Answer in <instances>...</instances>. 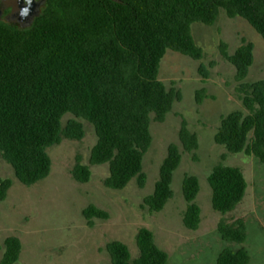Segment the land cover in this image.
I'll return each instance as SVG.
<instances>
[{"label":"trees","instance_id":"16d2710c","mask_svg":"<svg viewBox=\"0 0 264 264\" xmlns=\"http://www.w3.org/2000/svg\"><path fill=\"white\" fill-rule=\"evenodd\" d=\"M221 11L228 18L245 19L264 40V0H45L30 27L18 28L0 19V156L17 180L30 187L46 179L52 168L48 151L64 139L82 140L83 119L94 126L97 141L89 165L76 156L73 179L88 183L91 166L106 164V188L123 190L133 180L144 188L152 121L164 122L182 99L179 89H168L160 80L161 61L168 50L202 60L204 52L192 35V25L213 26ZM224 55L235 66L242 109L221 117L214 140L228 153L264 163V80H247L254 45L243 40L233 54ZM204 92L197 91L198 104ZM68 114L73 118L64 123ZM178 138L180 145L168 146L154 190L141 205L150 213L162 211L174 196V175L183 157L180 146L194 157L198 150V136L184 119ZM208 183L212 207L222 215L233 212L248 189L243 171L223 162L213 167ZM12 185L9 178L0 180V201ZM199 192L198 177L186 175L182 220L193 231L201 223ZM82 214L89 225L109 217L92 204ZM217 228L226 242L246 241L242 219L233 223L222 219ZM136 244L139 255L132 258L126 244L108 243L111 264H167L168 253L156 245L149 229L138 230ZM3 250L0 264H16L22 243L9 236ZM249 262L248 251L240 247L224 249L216 264Z\"/></svg>","mask_w":264,"mask_h":264},{"label":"rangeland","instance_id":"374dc122","mask_svg":"<svg viewBox=\"0 0 264 264\" xmlns=\"http://www.w3.org/2000/svg\"><path fill=\"white\" fill-rule=\"evenodd\" d=\"M2 20L24 28L15 21ZM192 35L203 49L202 60L168 50L161 61L160 80L168 89H179L182 99L174 104L164 122L152 121V145L143 163L147 175L144 188L135 180L123 190L106 188L103 183L109 175L106 164L91 166L88 183L80 184L73 179L71 171L76 156L80 155L83 163L89 165L91 149L97 141L94 126L83 119L79 120L84 124V138L64 139L51 148L48 151L51 172L35 185L21 184L11 165L0 156V180L13 181L6 199L0 201V260L4 240L16 236L22 243L16 264H111L107 244L120 241L128 246L132 258H136L137 232L147 228L153 233L156 245L168 253L167 264H216L224 249L240 247L248 251V264H264V163L253 156L228 153L214 140L221 117L242 109L236 69L224 53L233 54L243 40L251 42L254 63L247 80H264V40L245 19L228 18L224 11L213 26L194 23ZM202 67L207 76L202 74ZM200 89L205 90V96L198 104L196 96ZM71 118L73 115L68 114L63 122ZM183 119L198 136V150L194 157L180 146L183 157L174 175V196L162 211L150 213L141 205L154 190L168 146L180 145L178 133ZM220 162L240 168L248 183L243 201L226 215L213 209L208 183L209 174ZM186 175L197 176L200 182L196 203L201 210V223L195 231L187 229L182 220L186 210L182 182ZM91 204L108 212V219H96L89 225L82 211ZM222 219L228 223L238 219L245 222L244 244L221 238L217 227Z\"/></svg>","mask_w":264,"mask_h":264},{"label":"flooded vegetation","instance_id":"af4514ba","mask_svg":"<svg viewBox=\"0 0 264 264\" xmlns=\"http://www.w3.org/2000/svg\"><path fill=\"white\" fill-rule=\"evenodd\" d=\"M22 4H23V0H1L0 2V8L2 9L1 19H7V20L9 19L17 23H20L21 25L26 27V24L28 22L24 23L19 21L20 16L18 15V13Z\"/></svg>","mask_w":264,"mask_h":264},{"label":"water","instance_id":"95a60500","mask_svg":"<svg viewBox=\"0 0 264 264\" xmlns=\"http://www.w3.org/2000/svg\"><path fill=\"white\" fill-rule=\"evenodd\" d=\"M0 2H1V0H0ZM44 4H45V0H32L31 5L28 6L25 4V2L23 0V4H22L21 8L28 7L29 11H28L27 17H25L24 19H21L19 17V21L24 22V23L28 22L26 24V27H30L31 24L34 22L35 18L40 15L41 7ZM1 15H2V9L0 8V19H1Z\"/></svg>","mask_w":264,"mask_h":264},{"label":"clouds","instance_id":"9594fccd","mask_svg":"<svg viewBox=\"0 0 264 264\" xmlns=\"http://www.w3.org/2000/svg\"><path fill=\"white\" fill-rule=\"evenodd\" d=\"M24 2L26 5L30 6L32 3V0H24ZM28 11H29L28 7L21 8L19 10L18 15L20 16L21 19H24L25 17H27Z\"/></svg>","mask_w":264,"mask_h":264}]
</instances>
